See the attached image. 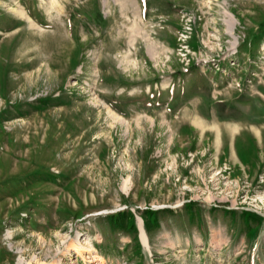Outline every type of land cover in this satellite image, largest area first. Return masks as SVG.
Returning <instances> with one entry per match:
<instances>
[{
    "label": "rangeland",
    "instance_id": "374dc122",
    "mask_svg": "<svg viewBox=\"0 0 264 264\" xmlns=\"http://www.w3.org/2000/svg\"><path fill=\"white\" fill-rule=\"evenodd\" d=\"M0 264H264V0H0Z\"/></svg>",
    "mask_w": 264,
    "mask_h": 264
},
{
    "label": "bare ground",
    "instance_id": "6f19581e",
    "mask_svg": "<svg viewBox=\"0 0 264 264\" xmlns=\"http://www.w3.org/2000/svg\"><path fill=\"white\" fill-rule=\"evenodd\" d=\"M22 14H24V13L22 12ZM197 124H198L200 127L205 128L204 125H203L202 123L197 122ZM141 231H142V237H143V240H144L145 243H147V238H146L145 232H144L143 229H142Z\"/></svg>",
    "mask_w": 264,
    "mask_h": 264
},
{
    "label": "trees",
    "instance_id": "16d2710c",
    "mask_svg": "<svg viewBox=\"0 0 264 264\" xmlns=\"http://www.w3.org/2000/svg\"><path fill=\"white\" fill-rule=\"evenodd\" d=\"M123 214H120L118 217H121Z\"/></svg>",
    "mask_w": 264,
    "mask_h": 264
}]
</instances>
